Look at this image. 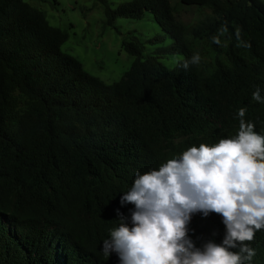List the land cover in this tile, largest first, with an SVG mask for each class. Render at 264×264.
I'll use <instances>...</instances> for the list:
<instances>
[{
	"label": "trees",
	"instance_id": "16d2710c",
	"mask_svg": "<svg viewBox=\"0 0 264 264\" xmlns=\"http://www.w3.org/2000/svg\"><path fill=\"white\" fill-rule=\"evenodd\" d=\"M98 2L107 26L149 12L171 43L143 56L144 43L128 34L131 67L106 84L62 51L68 34L43 13L0 0V264H119L103 241L118 227V209L130 223L134 206L120 198L137 171L235 136L240 108L264 134V104L252 99L257 88L264 96L262 0H180L207 16L189 26L169 0ZM223 25L229 32L217 45ZM237 31L250 46H238ZM196 53L201 63L184 70ZM169 54L183 56L173 69L160 61ZM224 233L215 213L189 225L197 247L221 243ZM246 243L252 264H264V230Z\"/></svg>",
	"mask_w": 264,
	"mask_h": 264
},
{
	"label": "clouds",
	"instance_id": "9594fccd",
	"mask_svg": "<svg viewBox=\"0 0 264 264\" xmlns=\"http://www.w3.org/2000/svg\"><path fill=\"white\" fill-rule=\"evenodd\" d=\"M228 32L221 26L213 43L219 45ZM235 36L238 46H250L239 31ZM201 61L196 53L182 67ZM252 99L264 104L260 88ZM245 114L240 108L235 136L194 145L158 168L135 173L120 198L121 207L134 206L130 223L118 209V227L103 241L107 258L115 254L119 264H252L256 251L246 242L264 230V134L243 119ZM212 213L221 216L224 237L197 247L189 234L191 220Z\"/></svg>",
	"mask_w": 264,
	"mask_h": 264
},
{
	"label": "rangeland",
	"instance_id": "374dc122",
	"mask_svg": "<svg viewBox=\"0 0 264 264\" xmlns=\"http://www.w3.org/2000/svg\"><path fill=\"white\" fill-rule=\"evenodd\" d=\"M34 10L43 13L50 25L68 34L62 51L68 53L84 66L85 71L111 84L124 77L130 69L133 57L122 48V40L128 34L144 43L143 56L155 55V50L168 46L171 39L166 36L152 15L146 12L142 19L117 18L114 26L105 24L103 5L98 0H25ZM111 8L130 0H107ZM176 18L185 26L196 19H206L196 6L184 5L180 0H169ZM264 2V0H262ZM163 37L161 43L151 44L149 40ZM182 55L169 54L160 61L169 69L176 67ZM178 137L175 141L182 140Z\"/></svg>",
	"mask_w": 264,
	"mask_h": 264
}]
</instances>
